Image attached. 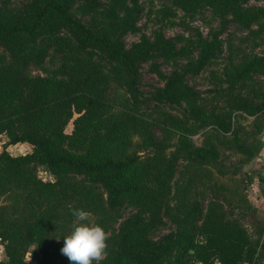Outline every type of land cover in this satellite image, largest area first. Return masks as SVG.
Listing matches in <instances>:
<instances>
[{"label": "trees", "instance_id": "1", "mask_svg": "<svg viewBox=\"0 0 264 264\" xmlns=\"http://www.w3.org/2000/svg\"><path fill=\"white\" fill-rule=\"evenodd\" d=\"M172 1L187 15L210 8L222 21L245 28L247 38L264 34V0H256L262 5H251L250 0ZM96 5L97 0H31L25 13L0 6V45L9 56L0 64V135L8 138L0 152V243L5 252L0 264H69L56 238L64 235L75 208L93 214L107 233L98 264H164L171 245L176 248L171 264H264V223L244 180L235 181L229 193L213 184V198L199 226L200 206L195 204L182 209L172 239L150 238L161 222L180 159L190 166L184 193L195 182L198 188L210 185L213 176L205 165L219 157L211 142L214 135L227 138L246 156L245 162L260 153L263 142L245 146L240 131L223 115L198 108L199 95L186 85L179 69L152 96L185 102L194 124L176 117L161 123L142 112L140 64L156 54L184 55L185 47L157 34L154 41L143 39L127 48L110 33L92 31L76 15L94 13ZM129 23L120 24V30ZM41 36L47 37L44 48L37 46ZM190 43L202 50L196 61L189 60L188 70L197 74L215 58L218 43L201 37ZM47 57L58 67L33 75L30 65L42 66ZM255 72L264 73V56L245 62L240 74ZM158 75L166 78L161 71ZM209 121L213 126L203 131V144H193L189 135ZM173 132L178 137L167 153ZM19 143H28L30 150H7ZM41 166L51 178L39 175ZM125 206L135 211L116 227ZM32 245L41 253L37 263L27 259ZM57 259L62 262L54 263Z\"/></svg>", "mask_w": 264, "mask_h": 264}, {"label": "rangeland", "instance_id": "2", "mask_svg": "<svg viewBox=\"0 0 264 264\" xmlns=\"http://www.w3.org/2000/svg\"><path fill=\"white\" fill-rule=\"evenodd\" d=\"M31 0H0V6L16 13H25ZM251 5H262V1L250 0ZM97 11H81L76 15L85 22L88 27L98 33H110L113 38L119 40L127 47L146 39L154 41L157 34H162L166 39H173L176 47H185L184 55L178 54L173 58H166L156 54L151 59L144 61L139 66L138 87L140 90L141 111L147 116L163 123L169 117H176L187 120L194 124L189 118V108L185 102L170 103L153 98V93L158 88L164 87L167 78H170L175 69L184 73L186 85L198 93L199 98L195 101L196 106L206 114L210 112L223 115L232 127L240 131L241 142L253 143L259 146L263 141L264 131V73L255 72L242 76L243 64L254 56H264V34L257 38L248 37V31L234 21H222L210 8H205L195 15H187L172 0H125L114 3L113 0H97ZM129 21V27L121 31L120 24ZM255 27V26H254ZM216 40L218 43L215 58L210 61L199 73L189 71L190 61H196L202 50L199 46L191 45L192 40L197 38ZM47 44V37H39L37 46L44 48ZM190 55V56H189ZM8 52L0 45V64ZM9 57V56H8ZM57 61L47 57L42 66L32 63L30 71L33 75H45V68L54 70L58 67ZM161 71L166 78L160 77ZM210 121L204 124L201 130L189 135L190 141L199 146L203 144L205 136L203 131L208 130L212 125ZM72 130L70 123L66 131ZM213 134L212 130H209ZM157 135L162 138L163 134L156 128ZM178 135L173 132L167 141L173 147L167 149L170 153L174 149ZM5 134L0 135V152L5 145ZM226 139L213 136L211 142L216 146L219 157L216 161L206 164L205 168L212 173L209 186L197 187L198 182L185 187V178L190 171L188 161L180 159L176 168L170 197L163 203L161 222L150 231V238L158 242H168L177 231L178 222L183 218L182 209L192 205L200 206L199 219L196 226H199L204 215L206 206L213 196V184H221L225 191L234 189L235 181L244 180L245 183H256L245 171L246 156L235 149ZM11 154L26 153L30 150L28 143H19L8 146ZM39 175L44 179L51 178L50 173L44 166L39 167ZM211 186V187H210ZM212 188V189H211ZM104 191V188L101 187ZM248 198L253 206H256V194H263L262 187L255 192L245 186ZM2 200V199H1ZM2 201L9 202L8 199ZM258 212L260 207L257 206ZM135 210L131 206L122 209V219L119 225L128 218ZM89 213V212H88ZM264 223V215L257 213ZM89 219L96 222L93 214L89 213ZM73 218L64 231V235L72 228ZM60 238V237H59ZM60 246L63 245V237L59 239ZM176 248L171 245L168 249L167 259L164 264H171ZM5 259L4 247L0 243V260ZM27 259L33 263L39 262L41 253L35 245L30 246ZM62 262L57 259L54 263Z\"/></svg>", "mask_w": 264, "mask_h": 264}, {"label": "clouds", "instance_id": "3", "mask_svg": "<svg viewBox=\"0 0 264 264\" xmlns=\"http://www.w3.org/2000/svg\"><path fill=\"white\" fill-rule=\"evenodd\" d=\"M71 215L72 228L61 236V254L68 259L69 264H98L106 248L107 233L102 225L89 219L86 210L75 208L71 210Z\"/></svg>", "mask_w": 264, "mask_h": 264}, {"label": "crops", "instance_id": "4", "mask_svg": "<svg viewBox=\"0 0 264 264\" xmlns=\"http://www.w3.org/2000/svg\"><path fill=\"white\" fill-rule=\"evenodd\" d=\"M262 141H263V147L260 153L256 157H254L251 161L247 162L245 166V171L249 174V177L251 179L253 178V180L256 182V183L253 182L252 184H248L249 189L251 190L253 189L255 192L259 189V187H262L264 190V134L263 132H262ZM7 142H8V138L4 140L5 144ZM9 146H12V145H9ZM255 202H256V206H255L256 209H257V206H259L260 207L259 212L262 215H264V192L261 195L256 194ZM259 212L257 209V213Z\"/></svg>", "mask_w": 264, "mask_h": 264}, {"label": "built area", "instance_id": "5", "mask_svg": "<svg viewBox=\"0 0 264 264\" xmlns=\"http://www.w3.org/2000/svg\"><path fill=\"white\" fill-rule=\"evenodd\" d=\"M263 134H264V131H263ZM262 241H264V231H263V237H262Z\"/></svg>", "mask_w": 264, "mask_h": 264}]
</instances>
